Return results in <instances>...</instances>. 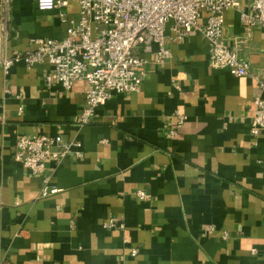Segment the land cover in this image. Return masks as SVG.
<instances>
[{
  "label": "crops",
  "instance_id": "1",
  "mask_svg": "<svg viewBox=\"0 0 264 264\" xmlns=\"http://www.w3.org/2000/svg\"><path fill=\"white\" fill-rule=\"evenodd\" d=\"M250 5L240 0L225 13L222 45L264 80V28L247 32L239 21ZM64 12L76 18L78 5ZM8 18L0 60L32 39L65 36L59 11L41 12L33 1L14 0ZM166 48L172 57L160 65L156 46L143 54L138 92L114 94L81 129L73 124L86 82L67 92L46 86V64L0 69V264H264V132L250 134L264 91L252 77L212 69L198 34ZM177 110L187 119L171 138ZM38 135L79 141L84 152L48 165L59 192L47 198H39L40 179L14 161L17 138ZM110 219L125 229L106 228Z\"/></svg>",
  "mask_w": 264,
  "mask_h": 264
},
{
  "label": "built area",
  "instance_id": "2",
  "mask_svg": "<svg viewBox=\"0 0 264 264\" xmlns=\"http://www.w3.org/2000/svg\"><path fill=\"white\" fill-rule=\"evenodd\" d=\"M14 0H2L0 24L8 34V10ZM33 1L41 12L59 11L60 23L66 26L61 40L32 39L22 54L4 56L0 69L9 75L16 64L31 69L46 64L51 71L45 77L48 88L55 84L69 92L76 81H84L88 88L84 106L73 127L81 129L91 124L95 110L105 105L114 94L128 95L138 92L146 78L147 58L156 46L155 64L160 65L172 57L167 42L177 43L192 34L200 35L209 50V66L227 71L234 78L252 77L260 91L264 80L253 76L251 65L237 50L222 45L224 15L240 9V0H27ZM249 13H240L239 21L247 32L264 28V0H249ZM71 2L78 5L76 18L64 12ZM203 21V22H202ZM8 36V35H7ZM22 108L18 114L21 115ZM176 126L169 131L174 138L187 119L180 110L175 111ZM264 132V99L255 97L250 122V134L255 139ZM82 160V144L65 140L62 135L20 136L15 144L14 161L32 176L40 179L39 198L56 195L59 189L51 185L48 165L61 164L66 158ZM141 201L150 198L137 191ZM108 229L124 230V224L110 219ZM227 238L224 234L223 239ZM140 250H130L137 257ZM5 264V263H1Z\"/></svg>",
  "mask_w": 264,
  "mask_h": 264
}]
</instances>
